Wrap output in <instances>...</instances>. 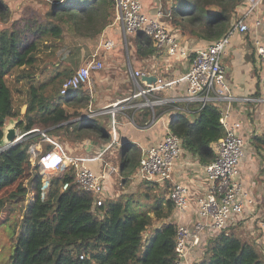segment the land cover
<instances>
[{"label":"trees","instance_id":"1","mask_svg":"<svg viewBox=\"0 0 264 264\" xmlns=\"http://www.w3.org/2000/svg\"><path fill=\"white\" fill-rule=\"evenodd\" d=\"M242 2L177 0L173 22L191 37L212 43L227 32ZM47 4L49 9L43 17L25 15L8 22L10 9L0 0V143L5 119L17 117L16 125L22 133L38 127L64 142H77L94 134L100 142H109L111 136L103 124L93 125L94 118H80L90 113L91 93L83 87L73 89L66 99L60 93L61 83L72 69L60 62L56 53L63 47L67 32L95 35L111 23L115 17L113 0H47ZM135 41L139 51L143 46L146 53L156 48L153 36L144 32L137 33ZM9 75L28 83L22 117L7 80ZM176 104L155 106V115L171 111ZM222 106L221 102H209L200 110L198 106L193 118L176 109L169 120V128L183 139V147L206 164L215 157L213 143L225 134L220 122ZM152 114L148 108V115ZM30 135L0 153V192L20 180L18 188L0 199V209L25 205L26 234L18 243L22 250L12 256L11 264L177 263L176 222H164L144 238L155 220L171 215L174 204L170 199L165 201L166 211L158 200L151 212L141 214L122 198L106 197L95 206L93 194L78 186L72 167L51 173L46 187L39 166L29 159ZM37 137L41 139V135ZM251 145L255 151H264V134L253 136ZM119 150L121 173L127 175L138 147L126 143ZM65 183L68 187L62 189ZM203 237L206 240L199 242L204 245L202 257L196 264H264V249L258 242L229 230H214Z\"/></svg>","mask_w":264,"mask_h":264},{"label":"crops","instance_id":"2","mask_svg":"<svg viewBox=\"0 0 264 264\" xmlns=\"http://www.w3.org/2000/svg\"><path fill=\"white\" fill-rule=\"evenodd\" d=\"M176 2L177 0H143L146 12L152 16L157 15L162 7L161 20L169 26L171 31L179 38L180 42L189 47L192 52L194 49L209 45L210 43H208V41L198 40L182 32L179 26L173 22V16H175L173 9ZM248 5V0H243L237 7L236 14L231 21L230 27L245 14ZM182 7L188 8L187 5ZM169 12L171 13L170 16H168ZM247 22L250 25V29L246 32H238L231 38L229 44L225 48L222 62L226 67L227 81L232 92L237 96H250L253 99L250 102H236L232 108L233 117L242 121L241 134L249 145L239 164V173L237 177L255 197V207L264 208V151H255L251 145L253 136L264 134V60L259 58L255 47V40L259 39L264 41V3L260 4L257 9L247 17ZM136 34H127V39H125L122 23L115 22V17L111 23L106 25L101 32L95 35H71L73 39L68 40L65 34V45L56 53L59 61L64 63H67L68 58L73 54V52L70 51L72 45L75 46L73 51L77 50V54L79 50H81L91 55L102 37H113L116 40V45L112 50H102L100 53V56L105 61V65L103 68L93 72V88L89 90L83 87L91 93L88 103L90 113L80 117L85 121H87V118H94V121H92L93 125L95 123L103 124L105 130L109 132L111 140L104 143L103 141L100 142V138H98L100 139L98 140L86 137V140H83L84 138L81 139L82 142L80 141L81 143L78 147L71 146L70 142L67 141L64 146L69 153L78 156L96 157L103 152L102 155L97 158L96 163H99L98 160H103L111 164L107 160L109 153L114 155L117 149L129 143L138 147L141 157L144 148L154 145L163 138L166 132L165 127L169 125L172 114L175 113L178 107H183L185 105L183 102H175L177 104L175 107L173 106L174 108L171 111H166L160 116L155 115L156 118L154 120L153 114L151 116L148 115L149 107L137 106V104L147 98H176L186 94L187 82L181 79V77L189 70L192 54L186 57H171L166 53L165 49L161 50L157 47L154 52L146 53L144 46L142 50L139 51L138 45L134 39ZM137 69L145 72V76L150 77V79L143 77H139L138 79L134 78L132 76V70ZM157 78L171 79L175 80V82L165 89L153 90L148 94L125 100L134 93L140 91L139 84L147 88V86L154 83ZM71 91L72 90L64 95L65 99L70 97L69 94ZM71 97H73V95H71ZM116 102L120 104L114 115L110 112L94 114L96 111L112 108ZM193 106H197V109ZM189 108L191 112H186V114L189 115L190 118H193L194 113L198 111V104L191 103ZM149 109H151V107ZM113 128H115L117 136L115 142H113ZM71 142L73 144L76 143L74 141ZM205 167L206 163H203L197 154L183 147L171 178L165 182L139 180L134 177L136 171L128 176L130 181L129 186L134 185L133 189L136 188L134 191L138 193V197L149 198L151 205H156V202L161 200L162 202L159 206L162 209H165V201L168 199L169 191L173 183L184 182L190 186L191 196L188 211L183 214L182 217H178L175 209H173L171 215L168 217H161V219L158 220L161 222L158 225H154L153 230L157 227H161L162 223L170 220L175 221L179 219L186 224L192 225L199 218L196 198L206 193L211 184L207 177ZM111 176L105 183L106 197L111 199L122 198L128 200L129 204L134 200L136 201L135 204H137L139 199L128 195L129 192L126 189L127 184L124 176L121 178V180L125 182H123L124 190L122 191H120V186L117 189L118 191L115 190L116 188L113 186L114 177ZM115 183L117 182L115 181ZM121 193L123 195H121ZM228 230L237 232L242 238L245 237L248 240L250 239L256 243L258 242L257 244L260 249H264V236L261 235L263 232L252 210L245 211L242 218H234L229 224ZM147 232L148 230L146 233ZM149 234L144 233V237ZM197 245L190 246L185 264H196V262L199 261L196 259L195 254Z\"/></svg>","mask_w":264,"mask_h":264},{"label":"built area","instance_id":"3","mask_svg":"<svg viewBox=\"0 0 264 264\" xmlns=\"http://www.w3.org/2000/svg\"><path fill=\"white\" fill-rule=\"evenodd\" d=\"M248 2L249 5L245 14L220 39L207 46L194 49L192 52L161 20L162 7L157 15L152 16L146 12L143 0H113L115 22L122 23L125 38H127V34L144 32L152 35L156 47L161 50L165 49L171 57H186L192 54L189 70L181 77L187 82L186 94L176 98H147L137 104L138 107H151L154 120L156 118L154 107L157 105L183 102L185 105L178 107V109L189 113L191 112L189 108L191 103H197L199 110L209 102H221L223 104L220 122L225 128V134L213 143L215 157L205 167L211 184L206 193L196 198L199 218L192 225L179 219L174 221L177 224L176 264H185L190 246L199 244L203 235L214 230L227 231L232 220L242 218L245 211L252 210L261 231L264 233V208L255 207V197L237 177L239 164L245 155L247 143L241 134L242 121L233 117L232 108L236 102H250L253 99L250 96L240 97L232 92L227 81L226 67L222 62V56L231 38L238 32H246L250 29L247 17L260 4L264 3V0H248ZM170 14L169 12L168 16ZM115 45L116 40L113 37H102L91 56L62 81L60 93L66 95L70 90L79 87L91 90L93 88V72L105 65L104 59L100 56L101 51L112 50ZM255 47L259 58L264 60V41L255 40ZM132 76L138 79L145 76V72L140 69L132 70ZM173 82L175 80L157 78L154 83L144 88L138 81L140 91L125 100L148 94L153 90L165 89L171 86ZM119 104L116 102L112 108L96 111L94 114L110 112L114 115ZM165 128L166 132L160 141L144 148L134 173L135 178L150 182H165L171 178L183 148V139L172 132L169 125H166ZM29 133L41 135L38 142L29 144L28 152L31 163L39 166V172L43 175V182L46 187L51 173L62 172L66 167H72L78 186L93 194L94 205L98 206L104 202L106 199L105 183L111 175L118 173L119 169L108 163H105L101 170H95L88 165V162L97 160L103 152L96 157L71 154L64 144L58 138L50 135L46 129L34 127L26 133L17 132L16 137L9 142H1L0 153L27 138ZM116 139V131L113 128V142ZM42 141L47 142L50 147H44ZM67 187L68 183H65L62 189ZM190 194V186L184 182H175L170 188L168 199L173 202L178 217H182L188 211Z\"/></svg>","mask_w":264,"mask_h":264},{"label":"rangeland","instance_id":"4","mask_svg":"<svg viewBox=\"0 0 264 264\" xmlns=\"http://www.w3.org/2000/svg\"><path fill=\"white\" fill-rule=\"evenodd\" d=\"M10 9L11 12V16L8 19V22H12L13 20L19 19L22 16L25 15H38L40 17H43L47 10L49 9V6L47 4V0H2ZM182 5V4H181ZM179 5V6H181ZM186 6V5H183ZM183 8H181L180 10H182ZM3 27V23L0 21V28ZM71 35L69 32L66 33V39L68 40H72L73 38H71ZM127 39V38H125ZM135 39V37H134ZM63 45H65V43H63ZM75 48L74 45H72L70 47V51L73 52L72 56H70L68 58L67 61V65L72 69V72L77 69L79 66H81L85 60H87L91 55L88 52H84L79 50V53L77 54V50L73 51ZM90 55V56H89ZM71 72V73H72ZM48 76V74L44 75V77ZM42 80H44L41 77ZM8 83L13 91V95L15 98V103L17 105V107L19 108V110L21 111V116L22 114H24V112L26 111V106L22 105L24 100H25V90L28 87V83L26 80H21L18 81L17 79H15V77L13 75H9L8 78ZM64 80V79H63ZM64 97V95H63ZM18 121V117L17 118H8L5 119V125L4 128L9 126L12 122L14 121ZM17 132H21V130L19 128H17ZM30 139H32V142H38L39 139L37 137L36 134H31ZM63 144L66 145V142H64L62 140L61 137L56 136ZM91 139H97V136L94 135H90L88 136ZM87 138H84L83 140H86ZM81 139L79 141H74L76 142L75 144H73L71 141L70 144L71 146H80L79 144L82 142H80ZM42 144L44 147H47L49 144L45 141H42ZM120 150L117 149L116 153L113 155L111 153H109V156L107 157V160L113 165L115 166L117 169H119L118 174H113L112 176L114 177V181H113V186H115V190L118 189V187L120 186V191L124 190V183L126 182V189L129 192L128 195H130L131 197H136L137 199H139L138 203L135 204L136 201H132L129 204L130 209L134 210L135 212L141 214V213H147V212H151V210L154 208L155 205H151L150 204V200L149 198H144V197H138L137 196V192H135L133 189V186H129V178L128 176L133 174L135 169L137 168L138 164H139V159H140V153L137 152L135 153V158L132 160V165L128 168V173L127 175H123L121 173V167H120ZM99 163H96L95 161H91L88 162V165L91 166L92 168L96 169V170H101L104 167L105 162H103V160H98ZM111 176V177H112ZM124 176V178L126 179L125 182L123 180H121V178ZM25 182L27 181L26 179H24ZM115 181L117 183H115ZM19 182L20 180L16 181V183L12 184L11 186L5 188L2 192H0V199L3 198L5 195H8L12 190H15L16 188L19 187ZM124 182V183H123ZM114 190V189H113ZM118 191V190H117ZM33 195V194H31ZM121 195H123L121 193ZM123 197V196H122ZM166 204V203H165ZM165 206V205H164ZM8 208H2L0 209V264H11L12 263V256L15 255V253H18L19 250H22V245L20 246L18 243L21 239V237L23 238L24 235L26 234V232L23 229V224H24V215H25V205H23L22 203H19L18 205H15L12 207L7 206ZM166 210V209H163ZM161 222V221H160ZM160 222L158 220H155L153 222L152 225H150L148 227V232L145 234H149L152 230H153V226L154 225H158L160 224ZM234 233H237L235 231H233ZM238 234V233H237ZM205 235H208V233H206ZM147 236V235H146ZM146 238V237H144ZM204 241L206 240V237L202 238ZM244 239L248 240L247 238L244 237ZM24 240V238H23ZM202 240V243L204 242ZM250 240V239H249ZM253 241V240H250ZM199 245V244H198ZM20 246V247H19ZM203 244L199 245L196 247L195 249V254H196V259L200 260L199 258L202 257V253H203ZM17 247V249H16ZM21 248V249H19Z\"/></svg>","mask_w":264,"mask_h":264},{"label":"water","instance_id":"5","mask_svg":"<svg viewBox=\"0 0 264 264\" xmlns=\"http://www.w3.org/2000/svg\"><path fill=\"white\" fill-rule=\"evenodd\" d=\"M143 78L150 79L148 76H143ZM17 121L15 120L9 126L4 128V139L2 142H9L16 137L17 134Z\"/></svg>","mask_w":264,"mask_h":264}]
</instances>
